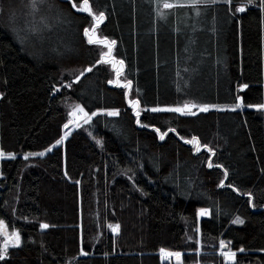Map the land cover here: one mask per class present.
<instances>
[{
    "label": "trees",
    "instance_id": "trees-1",
    "mask_svg": "<svg viewBox=\"0 0 264 264\" xmlns=\"http://www.w3.org/2000/svg\"><path fill=\"white\" fill-rule=\"evenodd\" d=\"M88 4L130 92L81 0H0V264H264L262 0Z\"/></svg>",
    "mask_w": 264,
    "mask_h": 264
},
{
    "label": "rangeland",
    "instance_id": "rangeland-1",
    "mask_svg": "<svg viewBox=\"0 0 264 264\" xmlns=\"http://www.w3.org/2000/svg\"><path fill=\"white\" fill-rule=\"evenodd\" d=\"M78 7H80V5ZM95 16H98V15H95ZM99 23H101V21ZM99 23H97L96 20H95L94 21V25L88 29V31H87L88 34L86 36H87L88 40H89V37L91 36V38L95 41L94 43L98 44L101 47L102 60L105 63L109 64V66H110V68H111V70L113 72V75H114V78H113L112 82L116 83V84H119V85H123L130 92V90H129L130 86L128 85V83L125 81V79L123 77V65H122L121 62H119L117 59L114 58L113 43L111 41L103 39L101 37V35L99 34V31H98ZM100 41H104L105 43H100ZM105 53H107V55H105ZM130 102L132 103L133 108H135V109L137 108L138 109V104H137V102L135 100L130 99ZM239 104L241 105V103H239ZM187 105H192V104H187ZM183 106H177V107H172V108L173 109L174 108H183ZM201 107H206L207 110L213 108V107H210V106H196L194 108H191V111L194 112V113L200 112V108ZM69 108H70L69 111H70V119L71 120H70V122L68 124V127L71 128V129L77 128V127H79V126H81L83 124L89 123V121L93 118V116H95L96 114L99 113V112H97L94 115H86V113L84 111H80V109H81L80 106H77V105L71 104V103H70V107ZM164 108H171V107H158V108H155V109H164ZM102 113H106V114L116 113L115 115H117L118 114V110H108V111H104ZM70 123H72L71 126H69ZM202 213H201V216L208 215L207 211H203ZM15 234H18V233L16 231L15 232H9V231L6 232L7 239H6L5 243H7V245H8L7 249H9L10 247H13V246H18L20 244L21 238L19 236V241L17 242V240L15 238ZM4 244H3V247H4ZM224 245H226V244H224ZM221 249H222L221 253H233V251H228L227 250L228 248L226 249L227 251L224 249V247H222ZM168 254H169V252H165V251L162 253V257L164 258V260L165 259L167 260V258H168V260L171 259L172 255H168ZM226 257L228 259H230L228 255H226ZM173 258L176 261L180 260V257H177L176 255H174ZM231 259H233V258H231Z\"/></svg>",
    "mask_w": 264,
    "mask_h": 264
},
{
    "label": "snow or ice",
    "instance_id": "snow-or-ice-1",
    "mask_svg": "<svg viewBox=\"0 0 264 264\" xmlns=\"http://www.w3.org/2000/svg\"><path fill=\"white\" fill-rule=\"evenodd\" d=\"M37 2H40L42 3L43 0H32V6L33 8L36 7V4ZM217 0H211V3H216ZM226 3H231V0H225ZM209 3V0H191L190 3H187V4H184V3H178V2H169V0H157V5L159 8H161L162 10H171L173 8H177V7H192L194 9L197 10V14L198 13V9H199V6H201L202 4L203 5H207ZM262 3H264V0H262ZM73 7H76V4L73 3ZM78 11H85V12H88L90 15H94L92 13V10H91V7L90 5L88 4V0H81V5L80 7L77 8ZM245 10L244 7H238L236 9V11L238 12H243ZM160 15H161V18H164L166 13L164 11H161L160 12ZM94 19L96 20L97 23H99L100 21H102L104 19V16H103V13H101L100 15L98 16H95L94 15ZM86 34H88L86 32ZM89 43H94L95 41L91 38V36L89 37ZM100 43H105L104 41H100ZM113 44L115 43L114 41L112 42ZM110 51V50H109ZM105 55H107V53H105ZM88 71H91V69H88ZM241 105H236V107H240ZM196 107V105H184L183 108H174V109H153V111H161V110H165V111H174V112H180L181 114H189V115H195L194 112L191 111V108H194ZM235 110V108L233 109ZM80 111H83L82 109H80ZM200 111H207V108L206 107H201L200 108ZM116 113H109V115H115ZM67 127V125L65 126ZM163 138V137H162ZM188 143H195V144H199V141H197L195 138H193L192 141H186ZM51 149H49L50 151ZM3 153H0V157H3ZM39 155H43V153H39ZM27 158V157H25ZM203 214V213H202ZM234 223H238V224H242L243 221L240 220L239 218H237ZM5 226L3 225V222L0 221V229L4 228ZM43 228H47L48 225H43L42 226ZM111 227V226H110ZM119 230V225H116L113 227V231H116L118 232ZM15 238L17 240V242L19 241V235L18 234H15ZM221 245L222 247H226V245L223 244V242H221ZM7 248H8V245L7 243L4 244V247H3V250L0 251V259H3L4 258V255L7 253ZM163 251V250H162ZM241 251H243V249H241ZM168 255H173L171 253H169ZM174 255H176L177 257H179V253H175ZM222 255H228L229 258H233L235 256V253H222Z\"/></svg>",
    "mask_w": 264,
    "mask_h": 264
},
{
    "label": "water",
    "instance_id": "water-1",
    "mask_svg": "<svg viewBox=\"0 0 264 264\" xmlns=\"http://www.w3.org/2000/svg\"><path fill=\"white\" fill-rule=\"evenodd\" d=\"M72 125V123H70V125L69 126H71ZM228 248V245H226V247H224V249L226 250Z\"/></svg>",
    "mask_w": 264,
    "mask_h": 264
},
{
    "label": "bare ground",
    "instance_id": "bare-ground-1",
    "mask_svg": "<svg viewBox=\"0 0 264 264\" xmlns=\"http://www.w3.org/2000/svg\"><path fill=\"white\" fill-rule=\"evenodd\" d=\"M162 256V255H161ZM163 258V257H162ZM164 259V258H163ZM166 260V259H165ZM167 261V260H166ZM169 261V260H168Z\"/></svg>",
    "mask_w": 264,
    "mask_h": 264
},
{
    "label": "built area",
    "instance_id": "built-area-1",
    "mask_svg": "<svg viewBox=\"0 0 264 264\" xmlns=\"http://www.w3.org/2000/svg\"><path fill=\"white\" fill-rule=\"evenodd\" d=\"M167 261H168V258H167Z\"/></svg>",
    "mask_w": 264,
    "mask_h": 264
}]
</instances>
